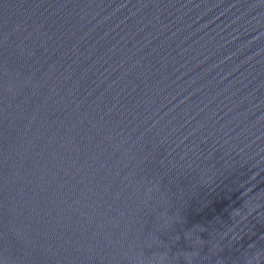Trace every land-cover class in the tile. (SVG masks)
<instances>
[{
    "label": "water",
    "instance_id": "water-1",
    "mask_svg": "<svg viewBox=\"0 0 264 264\" xmlns=\"http://www.w3.org/2000/svg\"><path fill=\"white\" fill-rule=\"evenodd\" d=\"M0 264H264V0H0Z\"/></svg>",
    "mask_w": 264,
    "mask_h": 264
}]
</instances>
